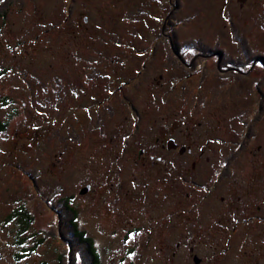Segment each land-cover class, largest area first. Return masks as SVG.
Returning a JSON list of instances; mask_svg holds the SVG:
<instances>
[{
    "label": "rangeland",
    "instance_id": "1",
    "mask_svg": "<svg viewBox=\"0 0 264 264\" xmlns=\"http://www.w3.org/2000/svg\"><path fill=\"white\" fill-rule=\"evenodd\" d=\"M12 1L0 20V264H70L56 215L69 196L102 264H264V61L240 78L217 57L182 66L169 47L194 40L242 63L234 25L264 56V0ZM156 137L178 146L142 166L139 150L162 152ZM203 186L212 195L195 199ZM22 207L33 221L20 232Z\"/></svg>",
    "mask_w": 264,
    "mask_h": 264
},
{
    "label": "trees",
    "instance_id": "2",
    "mask_svg": "<svg viewBox=\"0 0 264 264\" xmlns=\"http://www.w3.org/2000/svg\"><path fill=\"white\" fill-rule=\"evenodd\" d=\"M1 1L2 2H0V20L6 17V11L8 10V6L10 5L12 0ZM15 1L16 0H13L12 2ZM232 34L234 40L239 45L238 47L242 56V63L239 62V64H237V66H240L239 69L248 70L256 63L258 59L264 61V56L259 57V55L257 56L250 54L249 50L251 49L247 47L248 39L243 36L242 33L238 30V28L234 25L232 26ZM174 43L176 42L174 41ZM186 46L188 48H196L198 51L206 52V48H203L202 45H199L198 42L194 40H191V43H187ZM175 50H177L178 52V47ZM219 50L221 51V49ZM229 62L230 61L227 59L226 62L224 61V63ZM7 128V123L0 122V132L6 131ZM232 158H235V155H233ZM59 206L61 208L62 213V219L59 224L61 232L63 234L62 238L70 244H68V246H70L72 249L71 253L69 254L71 256L70 264H102L101 255L94 239L87 234L86 230H83L80 227L79 211L77 207L74 206L73 197L69 196L63 198L61 203H59ZM19 218L20 232L26 231L31 226L33 217L30 215V213L25 207H22L19 209ZM41 242H43V240H40V243ZM59 264H69L65 253L59 256Z\"/></svg>",
    "mask_w": 264,
    "mask_h": 264
},
{
    "label": "flooded vegetation",
    "instance_id": "3",
    "mask_svg": "<svg viewBox=\"0 0 264 264\" xmlns=\"http://www.w3.org/2000/svg\"><path fill=\"white\" fill-rule=\"evenodd\" d=\"M241 1L242 2H244V1L246 2L247 0H241ZM167 24L168 23H166L164 29L167 28ZM169 47H170V52H172V50H175L178 47V52H176V55L179 57V60L182 63V66L188 65L190 62L194 63V66H195V65L198 64L197 63L198 59H205L206 58V60H207V59H210V58L217 57V61H216L217 72H219L221 74L225 73V75H226V73H230V75L232 74V76L241 78L243 75L245 76V74H248V72L252 69V67H250L248 70L239 69L240 66H237V64H235L236 62H234V61H230L229 63H224V61L226 62V60L222 59V54L223 53L219 50L221 48L217 49L218 53H214V54L212 53V55H205V54H202V51H198L196 48H188L186 46V44L181 45L179 47V43L178 42L174 43L173 38H171V37H170V46ZM167 50H168V57H169V48L168 47H167ZM217 50L215 52H217ZM191 55L193 57L190 58ZM210 56H213V57H210ZM261 61L262 60H260V62ZM199 66L200 65H198L194 69L197 70V71L199 70V71H201V72H203L205 74L206 70H204L202 68H199ZM145 68H146V65H143L142 69L138 72V74L139 75L143 74L144 71H145ZM218 76H220V75H218ZM220 77H224V76H220ZM161 138L162 137H156L155 138L156 144H160V146L162 147V152L161 153H157L155 151L156 150L155 148H154L155 150L154 149H150L149 153H147L143 149L138 151L137 156L139 157V159L137 161L142 162V166H145V167L147 166L148 168H156V167L162 166L164 161L167 162V160L165 159L164 151H166V150L172 151L174 149V147L178 146L177 144H174L172 138H171V140L169 139L167 142L162 141ZM181 151L182 152L185 151V148L183 146L181 148ZM232 159H234V158H232V155H231V157H229V159L225 161V164H224L225 168L229 167L230 162H231ZM171 162H172V160L170 159L169 160V164L166 165V169L170 168L172 170ZM197 162H198V160H194L193 161V163L191 164L192 169L196 168V163ZM134 179H136V177ZM114 185H116V184L115 183H109L107 189L109 191H113L114 190ZM87 187L89 188V194H87V196H89L95 191V187L93 186V184H88ZM118 187H119V189H121V191L120 190L117 191V198L121 199V197L124 194L125 185H123V186L120 185ZM146 187H147V185H146ZM210 189H211L210 186H203L201 188H198V190L195 191L193 196L196 199V198L204 197V195H212V192H211ZM129 193L131 194V191L126 192L125 195H128ZM233 193H235V192H233ZM214 194H216V193H214ZM144 195H145L146 199L149 198V195H147V194H144ZM166 195H167L166 193L163 194V197L167 198ZM187 196L189 197V196H191V194H189V192H186L184 197L186 198ZM222 199L224 200V197ZM156 200H157L156 198H153V202L154 203H156ZM228 201H230V199H228ZM193 204L195 206H197V208H196L197 209V215L200 216V219L204 218L205 208L207 210H210L208 208V206H206V204H204V205L202 203L199 204L198 201H195ZM228 205H229V208L227 209V212H229V215L232 216L233 221H236V217H237L236 214H235L236 208L233 207V206H235L234 201L233 200L230 201V203H228ZM56 215L58 217V220L61 221V219H62L61 208H58V210H56ZM202 234L203 233L201 232L199 234V236L202 235Z\"/></svg>",
    "mask_w": 264,
    "mask_h": 264
},
{
    "label": "water",
    "instance_id": "4",
    "mask_svg": "<svg viewBox=\"0 0 264 264\" xmlns=\"http://www.w3.org/2000/svg\"><path fill=\"white\" fill-rule=\"evenodd\" d=\"M88 191H89V188L86 187V188L82 189L80 193L81 194H86Z\"/></svg>",
    "mask_w": 264,
    "mask_h": 264
}]
</instances>
